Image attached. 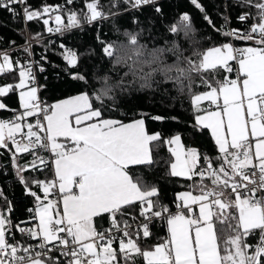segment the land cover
I'll use <instances>...</instances> for the list:
<instances>
[{
  "label": "snow or ice",
  "instance_id": "1",
  "mask_svg": "<svg viewBox=\"0 0 264 264\" xmlns=\"http://www.w3.org/2000/svg\"><path fill=\"white\" fill-rule=\"evenodd\" d=\"M123 3L138 10L156 0ZM190 3L209 26L229 38L186 57L188 83L179 89L190 97L194 111L203 113L195 116L196 127L210 130L214 156L184 148L178 134L162 141L160 134L146 131L142 118L130 123L102 118L105 100L116 103L108 75L93 76L97 87L91 95L84 92L47 104L40 99L34 72L44 68L32 59L31 48L20 47L25 60L0 50V76L18 78L0 85V98L16 93L19 101V109H11L0 100V110L13 113L10 119H0V155H9L18 182L34 200L29 219L13 224L11 201L0 189L6 205L0 208V264H136L138 257L145 264H264V0H235L241 9H255L237 17L241 23L252 21L243 30L216 29L200 0ZM72 4L66 0L35 9L29 0H0V10L13 20L22 18L25 32L29 22L39 20L47 34L61 36L118 14L105 12L100 0H84L80 12L67 7ZM117 7L118 0H112L111 8ZM223 19L227 25L228 17ZM196 31L188 13L168 29L177 48L179 39L188 40ZM42 35L34 33L32 38L40 43ZM123 35L136 45L141 32L125 30ZM231 40L249 46L235 48ZM97 42L104 57L112 60L117 42L99 35ZM59 47L67 65L76 68L77 52L64 44ZM179 71L177 83L184 76V69ZM220 74L222 79L217 78ZM72 78L87 83L81 73H72ZM194 85L207 90L195 92ZM118 87L124 91L127 86L121 80ZM204 101L208 108H202ZM161 143L170 157L165 161L167 174L190 182L188 191L176 194L174 213L159 200L158 186L134 172L136 167L158 166L162 158L154 153ZM24 155L31 159L21 164ZM49 169L50 178L34 175ZM105 217L108 227L102 225ZM155 221L166 223L169 237L142 247L153 236ZM16 233L21 240L15 239ZM250 237H258L256 243H250Z\"/></svg>",
  "mask_w": 264,
  "mask_h": 264
},
{
  "label": "trees",
  "instance_id": "2",
  "mask_svg": "<svg viewBox=\"0 0 264 264\" xmlns=\"http://www.w3.org/2000/svg\"><path fill=\"white\" fill-rule=\"evenodd\" d=\"M29 3L34 7H41L45 4L63 5L66 0H29ZM100 3L104 6L105 12L111 10L118 14L91 26L83 24L81 28L72 29L55 40L46 39L37 45L38 50L45 49L47 46L46 60L40 58L41 62L47 66V72L42 74L39 79L43 101L53 104L57 100L79 93L87 92L91 95L93 89L97 87L93 82V76L102 78L108 75V84L112 86L110 96L116 99V103L113 105L112 101L105 100L106 107L103 110V118H114L122 122L142 118L146 121L149 132H158L162 141L178 134L182 137L186 149L196 148L201 154L216 155V146L210 130L196 127L195 116L198 113L193 110L190 97L187 94H182L179 89L188 83L185 78L189 75L186 57L196 49L203 51L229 42V38L209 26L204 15L190 3V0H163L138 10L125 5L123 0H118L117 8H111L112 0H100ZM200 3L212 18L215 28L221 30L228 27V24L224 23L223 16H227L233 25L239 26L242 24L238 22L237 17L242 11L255 12V9H241L235 4V0H200ZM67 7L80 12L84 8V0H73V4ZM157 7L161 10L159 13L156 11ZM183 13L190 15L192 24L197 31L188 40L179 39L177 48L173 43L174 37L169 34L168 29L179 20ZM134 21L136 22L134 23ZM64 22L67 23L66 17ZM28 26L32 35L46 33L44 24L39 20L29 22ZM23 28L22 18L13 20L7 11L0 10V36L4 37V41L0 43V49L11 46L10 41L24 42ZM125 30L133 33L141 32L136 45L129 44L128 38L123 35ZM98 35L102 40L117 42L116 53L112 60L104 57L103 45L97 42ZM197 40L200 41L199 44L196 43ZM49 41H55V43H49ZM238 43L249 46L245 42L238 41ZM60 44L74 49L80 56L76 68H70L64 61L60 55L62 52ZM12 56L15 57L14 54ZM180 69H184V76L177 83L176 79L180 76ZM74 72L87 77V83L73 79L72 73ZM125 73H127L126 76ZM192 78L195 80L194 76ZM217 78L222 79L223 74ZM17 80L15 74L0 76V85L14 84ZM121 80L123 85L127 86L124 91L118 87ZM165 81H169V83H165ZM197 83H199L198 78ZM206 90L204 87L195 85L193 87V91L198 93ZM2 100L9 108L19 109L16 93L2 97ZM93 103L96 107L100 106L95 101ZM12 115L13 113L10 111H0V119L9 118ZM153 117H162L163 119L157 120ZM44 155L48 156L49 154L44 153ZM154 156L162 158L158 166L152 170L136 167L134 172L141 174L147 182L158 186L161 203L176 209V194L188 190L190 182L167 174L168 168L165 161L170 157L163 143ZM30 159L29 155H24L21 157L20 163L23 164ZM25 175L33 174L25 173ZM34 175L44 179L45 176L50 178L52 172L49 169L46 173H35ZM0 189L11 201L13 224L27 221L32 215L28 209L34 208V200L26 194L24 187L18 182L7 153L0 155ZM2 207H6V205L3 200H0V208ZM102 225L103 227L109 226L107 217L103 219ZM152 228V231L155 230V235L148 241L142 242V247L161 241L164 237L163 233H166V223L164 222L156 221ZM257 238L250 237L249 242L254 244ZM15 239L21 240L19 233H16ZM26 242L33 243L35 241ZM136 264L145 263L142 258L138 257Z\"/></svg>",
  "mask_w": 264,
  "mask_h": 264
},
{
  "label": "built area",
  "instance_id": "3",
  "mask_svg": "<svg viewBox=\"0 0 264 264\" xmlns=\"http://www.w3.org/2000/svg\"><path fill=\"white\" fill-rule=\"evenodd\" d=\"M160 1H163V0H156V3H158V2H160ZM31 4V3H30ZM32 5V4H31ZM149 5H153V4H149ZM146 6H148V5H146ZM32 7L33 8H35V9H39V8H41V7H34L33 5H32ZM144 7V6H143ZM23 20V19H22ZM239 22V21H238ZM240 24H242V25H239V26H237V25H233L232 23H231V21H230V19H229V23H228V27L227 28H233V29H241V30H243V29H246L251 23H252V21L251 20H249V21H247L246 23H241V22H239ZM23 25H24V28H23V32H24V35H25V41H26V39H27V41H28V43L26 44V42L24 41V42H22V43H16L15 42V45H11V46H5V47H3V48H1L0 50H8L10 53H11V55H15V57H14V59L16 58V57H20L22 60H25V59H28V57H27V55L22 51V50H19L20 49V47L21 46H24V47H30L31 48V52H32V59L34 60V61H39L40 62V65L44 68V71L43 72H40V71H38V70H36L35 68H34V72H35V75H36V84H37V86L40 88V82H39V79H40V76L42 75V74H45L46 72H47V66L44 64V63H42L41 62V60H40V58L42 57V56H45V54H46V50L45 49H37V45L38 44H40L41 42H43L44 40H46V39H51V40H55L58 36H61V35H49V34H47V33H45L44 35H42L41 36V42L40 43H37V41L36 40H34L32 37H33V35H32V32H31V30L29 29V26H28V24H27V31L25 32L24 31V29H25V24H24V22H23ZM69 32V31H68ZM67 33V32H66ZM4 41V37L3 36H0V43L1 42H3ZM231 43L233 44V46L235 47V48H242V47H246L247 45H244V44H239L238 43V41H236V40H231ZM16 53V54H15ZM237 67V65H235L234 64V69ZM41 91V90H40ZM40 91H39V96H40V99H41V101H43V98H42V96H41V93H40ZM12 117V116H11ZM11 117H9V118H6V119H10ZM169 206V205H168ZM169 208H170V210L174 213L175 211H176V209H173L172 207H170L169 206ZM156 222V221H155ZM151 230H152V227H151ZM33 243H35V242H33Z\"/></svg>",
  "mask_w": 264,
  "mask_h": 264
},
{
  "label": "crops",
  "instance_id": "4",
  "mask_svg": "<svg viewBox=\"0 0 264 264\" xmlns=\"http://www.w3.org/2000/svg\"><path fill=\"white\" fill-rule=\"evenodd\" d=\"M254 46V45H253ZM13 58H14V56H13ZM238 67V66H237ZM234 75H235V72L232 74V76L230 77V78H234ZM79 94H81V93H79ZM76 95H78V94H76ZM73 96H75V95H73ZM70 97H72V96H70ZM66 98H69V97H66ZM66 98H63V99H66ZM1 100H2V98H0ZM63 99H60V100H57V101H55L54 103H56V102H58V101H61V100H63ZM3 101V100H2ZM192 108H193V105H192ZM202 108H208V102L207 101H204V102H202ZM212 109H215V108H212ZM193 110H194V108H193ZM1 111V110H0ZM198 114H203V113H198ZM103 118V117H102ZM104 119H114V118H104ZM115 120H118V119H115ZM120 121V120H119ZM134 121V120H133ZM130 122H132V121H129V122H123V123H130ZM144 122H145V128H146V131L149 133V134H156V133H158V132H149V130H148V128H147V123H146V121L144 120ZM159 134V133H158ZM181 137V136H180ZM181 142H182V145L184 146V144H183V140H182V137H181ZM185 148V147H184ZM189 190V189H188ZM188 190H184V191H188ZM152 230H153V228H152ZM155 231V230H154ZM154 231H152V233H153V236L155 235V233H154ZM164 234V237H163V239L161 240V241H159V242H156V243H161V242H163L165 239H167L168 237H169V233H168V231H167V225H166V233H163ZM153 236L151 237V238H153ZM156 243H154V244H156ZM142 260H143V258H142ZM143 262H144V260H143ZM145 263V262H144Z\"/></svg>",
  "mask_w": 264,
  "mask_h": 264
},
{
  "label": "rangeland",
  "instance_id": "5",
  "mask_svg": "<svg viewBox=\"0 0 264 264\" xmlns=\"http://www.w3.org/2000/svg\"><path fill=\"white\" fill-rule=\"evenodd\" d=\"M1 100V99H0ZM210 110H215V109H210Z\"/></svg>",
  "mask_w": 264,
  "mask_h": 264
}]
</instances>
